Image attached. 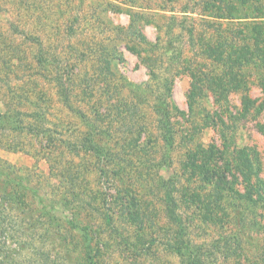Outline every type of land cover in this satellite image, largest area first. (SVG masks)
I'll use <instances>...</instances> for the list:
<instances>
[{
    "label": "rangeland",
    "instance_id": "rangeland-1",
    "mask_svg": "<svg viewBox=\"0 0 264 264\" xmlns=\"http://www.w3.org/2000/svg\"><path fill=\"white\" fill-rule=\"evenodd\" d=\"M161 1L164 0H67L62 6L63 1L59 0V17L56 18L57 23L54 26L58 40L53 48L57 54L64 53V60L62 62L59 55L54 74L49 76L48 80L39 78L35 84L37 88H34V85L28 88L30 92L40 93L38 96L24 90L20 92V97H27L29 100L22 101L18 108L23 113L43 114L45 121L41 126L35 119L23 117L21 122L20 118L16 119L14 125L19 124V127L24 128L12 127L13 124L8 119V106L5 105L9 102L7 95L11 87L0 81V118L3 119L0 126L2 264H44L46 262L43 255H48L41 252L44 249H48L49 261L55 260L57 264L83 261L80 234L69 224V221L74 222L75 219H72L67 211L72 207L78 211L76 225H85L91 221V224H96L101 229H110L104 216L96 214L90 205L98 207L103 215L115 210L120 211V207L112 206L114 198L117 197V189L131 191L138 199L147 201L144 209L150 214H158L154 215L155 229L164 228L167 218L166 208L161 200L162 192L156 187L159 177L174 176L180 188L184 185L189 188L199 186L204 195L215 191L214 184H205L200 180L189 181L183 174V164L188 161V154L200 148L223 149L230 145L233 151L248 150L251 153L249 157L253 161V158L257 159L255 161L260 169L259 178L262 181L258 183L257 179L253 178L251 185L257 183L256 186L261 187L264 192V136L257 130L258 125L264 124V108H261L264 107V92L258 79L250 80V90L222 94L225 91L222 87L228 83V77L232 74L215 64L212 58L205 56L207 65L202 63L203 70L197 73L199 80L195 81L183 70L184 66L186 67L185 61H198L197 52L192 48L185 31L186 27L191 26L190 20L188 17L185 19L186 14L179 12L188 2L176 0L174 6L170 5L164 9L159 6ZM173 7L175 9L171 11ZM189 7H192L191 4ZM135 12L142 13L143 15L139 16L143 19H139L131 27L130 14ZM172 16L177 19H170ZM195 17L198 18V15ZM76 18L79 20L74 21ZM0 19L6 21L7 18ZM145 19H149L150 24L144 22ZM168 24L172 29H168ZM158 25L160 29L157 28ZM47 32L52 33L50 29L44 33ZM39 33L44 34L42 31ZM211 38L213 42L217 41L216 38ZM85 43L88 46L83 45ZM129 46L136 50H130ZM111 52L119 53L122 62L114 63L111 72L103 75L106 79L101 80L102 78L97 76L99 64L105 67L104 59L106 54ZM171 57L173 59L170 61ZM151 72L157 73L159 78L153 79ZM216 72L219 74H214ZM260 73L264 74V68ZM99 75L102 74L99 72ZM208 76L212 78L210 83L207 82ZM55 80H59V87L64 89V94L70 93V106L65 104V97L61 92L58 96ZM219 80L222 82L219 83ZM15 82L13 79L9 84L13 86ZM166 82L171 86V104L168 111L175 145L169 152L172 159L170 166L160 167L159 162L162 161L166 148L157 130L158 120L152 109L156 96L149 94V91L152 88L164 91L163 84ZM148 84V93L141 94L145 102L140 103L137 101L138 95L145 91ZM198 85L209 86V90L205 91L204 96L198 91L191 107L189 95ZM219 90L223 92L218 93ZM246 94L247 102L255 100L256 103L246 119H236V122H232V119H235L233 117L238 118V113L244 109L243 100ZM39 96L43 98L39 99ZM120 101V107L123 103H132L138 111V115L126 126L120 124L122 115L111 108L112 104ZM71 103L76 107V111H71ZM255 107H258L257 111ZM122 112H125L124 108ZM82 115L92 122L97 118L104 119L101 125L108 129L116 126L127 129L129 134L131 133L127 139L136 137L133 132L140 129L130 127L131 122L136 120V126H143L141 141L130 147L124 155H120L124 159L119 163V172L115 170L117 174L111 173L114 166L110 164L108 173L100 175L98 169L101 158L85 151L77 156L76 153L65 149L67 146L63 145V141L77 137L81 134L80 131L86 130L87 123L82 119ZM220 118L229 127H222L220 120L216 123L217 127L207 126V122ZM41 127L46 132L38 134ZM225 134L226 139L223 140L222 136ZM126 142L127 140L121 138L119 148L126 145ZM230 154L227 152L224 157L231 158ZM234 157H237L236 154H233ZM224 162V158L219 159V167ZM69 165L81 173L77 170L65 172ZM199 166L202 169V165ZM84 170L85 176L82 173ZM186 172L189 179L195 178L191 168L186 167ZM229 178L232 179L231 176ZM71 180L75 182V189L80 196V203L72 205L64 201L70 199L67 183H71ZM189 182L192 184L189 185ZM248 185L239 181L234 191L245 194ZM183 195L181 193L182 197ZM223 205V210L228 212L230 218H219L223 212L218 211L220 213L214 217L215 222L205 225L197 216L199 211L205 210L203 204L184 206L180 209L190 222L191 239L196 243L210 244L220 235L238 233L242 241L239 253L228 262L223 260V256H215L211 264H264V205H254L248 199H236V195L232 193ZM209 208L221 210L217 206ZM235 210L243 214L244 218L239 220L233 212ZM112 224L122 227L123 232L127 229L120 220ZM157 233L159 234L158 231ZM124 234L128 235L126 231ZM119 240L121 242L122 239L119 237L117 241ZM124 245L126 244H121L119 248L124 249ZM149 249L151 250L145 251L146 255L138 257L137 261L129 260L130 263L179 264L176 256L158 244H153ZM118 260L120 259H115ZM124 263L128 262L125 260Z\"/></svg>",
    "mask_w": 264,
    "mask_h": 264
},
{
    "label": "trees",
    "instance_id": "trees-1",
    "mask_svg": "<svg viewBox=\"0 0 264 264\" xmlns=\"http://www.w3.org/2000/svg\"><path fill=\"white\" fill-rule=\"evenodd\" d=\"M61 1H63L61 3L62 6L67 2V0ZM187 2L184 8L179 9V12H182L184 15L186 14L185 19L188 17L190 20L191 26L189 28L186 27L185 31L188 33L192 48L197 52L198 61H185L186 67L184 66L183 70L195 81H198L199 79L197 78L199 76L197 73L203 70V66L206 63L204 58L206 56L212 58L215 64L222 66L225 72L232 74L231 77H228V83L222 87L225 88V91L219 90L218 93L229 94L230 91L239 93L250 90L249 82L256 78L264 92V74L260 73V70L264 68V0H187ZM175 3L176 0H164L161 1L159 6L165 9L170 5L174 6ZM190 4L192 7H189ZM173 9L175 8L173 7L171 11ZM139 15L143 14L139 12L130 14L132 19L131 27L139 19H143ZM195 15H198V18ZM0 17L7 18L6 21L0 19V81L6 82L11 87V91L7 95L9 102L5 103L8 106V119L13 124L12 127L16 129L24 128L23 126L19 127V124L14 125V122H17L16 119L20 118L19 121L21 122L23 117L33 118L41 126V123L45 121L43 114L39 112L23 113L18 108L22 101L29 100L27 97H20L22 95L20 92L24 90L29 94L32 93L38 96L40 93L30 92L28 88L33 85L34 88H37L38 86H35V84L39 81V78L48 80V77L54 74L56 60L59 59V55L60 58L62 57L61 61L63 62L64 60V53L57 54L53 48L58 40L54 26L57 23L56 18L59 17V0H0ZM170 19L175 20L177 18L172 16ZM78 20V18L74 19V21ZM144 22L150 24L151 21L145 19ZM167 27H169L168 29H172L169 24ZM157 28L160 29V26L158 25ZM48 29L52 33H44ZM39 31H42L44 34H40ZM211 37L216 38L217 41L213 42ZM142 38L145 41V38ZM19 41L21 42L19 43ZM83 45L88 46L87 43ZM128 48L136 50L130 46ZM181 54L179 53V55ZM106 56L104 59L106 66L104 67L99 64L98 67L102 75H99L98 72L97 76L102 78L101 80L106 79V76L103 75L111 72L114 63L118 64V62H122L121 55L117 52H111L106 54ZM172 59L173 57L169 58L170 61ZM100 62L103 64L102 59ZM60 71L61 68L59 67ZM214 74L219 73L216 72ZM150 76L155 80L159 78V75L155 72H151ZM13 79L16 82L11 86L9 83ZM59 80H55L58 96L59 92H61L62 96L65 97V104L70 106V93L67 92L68 94H66L65 92L64 94V89L59 87ZM211 80L212 78L208 76L207 82L210 83ZM220 82L222 81L219 80ZM148 87H150L149 84L145 86V91L139 93L137 101L140 103L145 102L141 94L146 95ZM163 88L165 89L164 91L158 90V88L154 90L152 88L149 91V94L156 96L152 109L158 120L157 130L166 148V153L163 155L162 161L159 162L160 167L170 166L172 159L169 152L175 145V136L170 126V113L168 111L169 104H171V86L166 82L163 84ZM207 90H209V86L202 85H198L192 89L189 95L191 107L194 104L197 92L200 91L204 96ZM40 98H43V96H39ZM247 98L248 94L244 96V109L238 113V118L237 116L233 117L235 119H232V122H236V119H246L251 109H253L256 101L251 100L247 102ZM122 102L124 101L122 100ZM130 102L133 101L130 100ZM120 105L121 101L117 104H112L111 108L117 114L122 115L120 124L121 126H126L129 121L138 115V111L132 103H123L122 107ZM122 108H124L125 112H122ZM255 108L257 111L258 107ZM70 109L71 111H76V107L72 103ZM81 117L87 123L86 130L80 131L81 134L77 137L73 136L63 141V145L67 146L65 149L76 153L77 156H80V153L85 151L89 155L101 158L98 169L100 175L108 173L110 164L114 166L111 173L117 174L115 170L119 172L121 169L119 163H122L121 160L124 159L120 155H124L123 153H126L130 147L141 141V136L144 132L143 126H136V120L131 122L130 127L140 129L133 132V135L136 137H131L132 139L129 137L127 139L126 137L131 134H129L127 129H120L117 126L108 129L101 125L104 119L97 118L96 121L92 122L91 119L83 115ZM219 120L222 127L224 125L229 127L222 118L207 122V126L217 127L216 123H219ZM2 123L3 119L0 118V126ZM257 128L264 136V124L258 125ZM45 132V129L41 127L38 134ZM121 138L127 140V142L126 145H122L123 147L119 148ZM222 139H226V134L222 136ZM60 144L62 145L61 142ZM221 149L218 147H211L210 149L200 148L197 151L190 152L188 154V161L183 164V174L187 180H200L205 184H214V192L210 191L204 195L203 190H200L199 186L189 188L188 185H184L183 188H180L174 176L169 178L159 177L157 179L156 187L162 192L163 196L161 200L166 208V226L162 229H155L154 215L158 214H150V212L144 209L147 201L138 199L131 191L117 189V197L114 198L115 201H113L114 204L112 203V206L116 205L120 207V211L115 210L103 215L98 207L90 205L96 214L104 216V220L108 221L110 229H101L100 226L91 224V221L85 225H76L78 211H75L74 207L69 208L70 211L67 212L72 219H75L74 222L69 221V224L74 230H78L84 254L83 261H75L74 264H131L129 260L137 261L138 257H141L143 254L146 255L145 251H150L151 249L149 248L153 244H158V246L163 247L164 250L176 256L179 264H211L215 256H219L220 258L223 256V260L228 262L232 257L237 255L242 247V241L239 239L238 233L234 235L228 233L227 235L224 234L225 236L220 235L210 244L196 243L191 239L190 222H188L186 216L180 210L184 206H200L203 204L205 210L203 212L199 211L197 216L201 223L205 225L215 222L214 217H217L220 213L218 211L223 212L219 218L224 220L226 217L230 218L228 212L223 210L222 207L231 193L236 195V199H248L254 205H264V192L261 187H257V183L251 185L253 178H256L258 183H262L259 178L260 169L255 161L257 160L256 157L253 158V161L249 157L251 153L248 150L233 151L230 145H226ZM227 152L231 153V158H225ZM233 154H236L237 157L233 158ZM219 157H223L225 161L221 165L223 166L222 168H220L221 166L219 167L218 162L219 159L223 158ZM198 162H202V164ZM199 165H202V169H200ZM186 167L191 168L192 174L195 176L194 179L188 178L189 175L186 172ZM76 170L77 168L70 167L69 165L65 172ZM124 171L127 172L126 169ZM77 172L81 173L80 170H77ZM82 173L85 176V170ZM239 181L243 184H249L245 194H239L238 191H234L235 185ZM190 184L192 182H189ZM81 185L83 184L81 183ZM67 186V193L70 199H65L64 201L71 205L72 203H80V196H78L79 193L75 189V182L71 180V183H67ZM181 193L184 194V197L181 196ZM255 196L257 198H254ZM210 206H217L221 210L210 209ZM73 210L77 213L73 212ZM233 212L237 214L236 217L239 220L244 218V215L239 214L238 210ZM118 220L124 222L125 226H127L125 231L128 235L124 234L125 231H121L122 227L112 224ZM119 237L122 239L121 242L120 240L117 241ZM123 243L126 245L123 246L124 249H120L119 247ZM47 250L41 251L48 254H42L44 262H46L44 264H57L55 260L49 261L50 256ZM262 255L264 257V254ZM116 258L121 261H115ZM125 260L128 263H124ZM0 264H2L1 261ZM15 264L22 263L15 262Z\"/></svg>",
    "mask_w": 264,
    "mask_h": 264
}]
</instances>
